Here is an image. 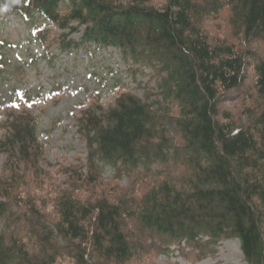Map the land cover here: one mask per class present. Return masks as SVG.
<instances>
[{
    "label": "trees",
    "instance_id": "trees-1",
    "mask_svg": "<svg viewBox=\"0 0 264 264\" xmlns=\"http://www.w3.org/2000/svg\"><path fill=\"white\" fill-rule=\"evenodd\" d=\"M17 4L77 32L66 48L114 47L149 68L155 83L145 98L123 92L106 109L84 111L77 126L87 181L110 166L145 188L83 201L72 184L83 187L81 174L70 172L77 176L53 198L51 226L32 197L19 215L0 201V264H126L147 238L197 260L236 238L247 264H264V61L203 26L228 7L238 41H264V0H167L161 8L147 0H0ZM237 90L240 107L224 109ZM33 121L12 117L5 126L0 150L13 166L41 154Z\"/></svg>",
    "mask_w": 264,
    "mask_h": 264
},
{
    "label": "rangeland",
    "instance_id": "rangeland-1",
    "mask_svg": "<svg viewBox=\"0 0 264 264\" xmlns=\"http://www.w3.org/2000/svg\"><path fill=\"white\" fill-rule=\"evenodd\" d=\"M166 1L147 0L157 8ZM229 17V8L224 7L203 20L210 38L234 43L238 50L253 53L254 60L264 61V41H238ZM67 37L76 40L79 34L45 23L40 16L26 20L13 11H0V141L7 132L9 116L26 111L22 118L35 121L41 150L38 158L31 151L37 158L34 162L16 158L20 161L17 166L0 150V201L12 205V214L19 215L27 213L26 198L32 197L39 215L49 226L56 219L50 212L53 198L67 190L72 181L69 178L77 176L70 172L81 174L83 187L80 183L72 184L83 201L100 196L104 190L110 197L115 194V198L120 191L129 190L134 176H122L110 166H103L94 182L87 181L90 165L84 139L77 131V119L89 107L111 106L123 92L145 98L155 83L149 68L131 62L117 49L95 46L68 49ZM249 73L253 76L251 70ZM242 91L230 93L231 97L222 103L224 109L235 112L242 104ZM133 185V190L145 188L141 179ZM5 186L12 188L9 197L2 196L1 189ZM111 188L115 189L112 193ZM11 201H19L21 205ZM167 243L147 238L145 248L126 264H247L236 238L222 240L216 255L201 260L192 255L185 257L181 253L187 250ZM165 246H170L169 253L163 252Z\"/></svg>",
    "mask_w": 264,
    "mask_h": 264
}]
</instances>
